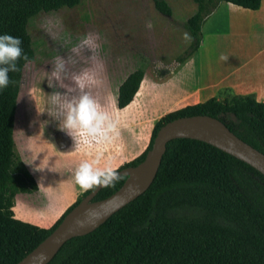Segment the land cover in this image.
Instances as JSON below:
<instances>
[{
  "label": "trees",
  "instance_id": "trees-1",
  "mask_svg": "<svg viewBox=\"0 0 264 264\" xmlns=\"http://www.w3.org/2000/svg\"><path fill=\"white\" fill-rule=\"evenodd\" d=\"M196 13L184 24L192 36L182 62L200 47L202 26L221 2L257 10L261 0H193ZM80 0H0V35L19 37L24 54L34 58L29 21L41 12L73 8ZM155 9L171 16L165 0ZM10 72L0 90V264H16L61 222L89 192L84 191L49 229L14 217V197L37 191V183L14 145L17 101L24 61ZM148 63L142 60L121 82L117 107L130 106L141 91ZM144 77V78H143ZM127 106V107H128ZM126 107V108H127ZM208 115L264 154V102L254 94L227 95L188 105L162 116L153 126L145 150L118 170L139 164L165 123L180 117ZM101 188L93 200L113 194ZM47 264H264V175L239 159L204 142L174 139L167 143L156 177L134 201L91 233L66 241Z\"/></svg>",
  "mask_w": 264,
  "mask_h": 264
},
{
  "label": "rangeland",
  "instance_id": "rangeland-1",
  "mask_svg": "<svg viewBox=\"0 0 264 264\" xmlns=\"http://www.w3.org/2000/svg\"><path fill=\"white\" fill-rule=\"evenodd\" d=\"M166 1L172 15L165 19L155 9L152 0H80L73 8L61 7L56 11L41 12L29 21L27 30L32 41L34 63L29 70L23 69L22 72L14 142L18 155L35 167L36 174L42 176L43 170H46L48 180L55 184L45 195L46 206L39 209L48 211L52 208L50 205L59 203L69 194L73 175L69 173L67 177L66 174L77 169L81 163L98 159L99 163L94 167L103 169L111 165L118 169L145 150L151 130L162 115L154 112L149 102L135 107L138 103L135 99L132 101L134 106L126 108L128 104L119 109L116 97L119 85L134 70L138 61L148 63L147 72L159 83V74L164 72L159 69L160 65L168 63L163 66L171 67L173 59L178 60L188 50L190 45L174 57L177 48L173 44L179 36V23L196 12V3L193 0ZM49 19L55 24L52 35L43 27V22ZM89 32L100 37L98 42L105 61V72L99 77L102 83L89 84L86 90L98 101L101 110L108 114L115 130L109 132L106 139L84 135L74 140L61 131L59 121L53 120L45 111L47 95L53 89L47 87L44 78L45 71L51 70L54 56L58 52L66 55L67 49ZM66 40L71 43L66 44ZM85 66L82 61L76 67L79 70ZM145 81L147 85L149 74H146ZM227 95L231 93L227 92ZM58 138L65 139L62 150L57 145ZM38 181L44 189L42 180L38 178ZM75 186L78 185L75 183ZM25 208L30 209V206L25 204Z\"/></svg>",
  "mask_w": 264,
  "mask_h": 264
},
{
  "label": "crops",
  "instance_id": "crops-1",
  "mask_svg": "<svg viewBox=\"0 0 264 264\" xmlns=\"http://www.w3.org/2000/svg\"><path fill=\"white\" fill-rule=\"evenodd\" d=\"M166 3L168 4L167 1ZM195 5L197 11V4ZM159 14L164 16V19L169 18ZM189 18L179 23L181 24L179 36L173 44L174 48H177L174 57L191 44V40L183 39L184 33L187 32L184 24ZM201 30L203 40L198 50L182 62L174 58L172 66L168 67L169 71L164 70L161 75L159 74V83L155 82L157 78L155 79L146 70L144 76L149 74V82L146 85L144 80L141 91L133 97L138 102L135 107L149 102V107H152L154 112L164 116L188 105L202 103L213 97L219 98V92L223 90L233 95L254 94L257 101L264 102V0H261L257 10L221 2L207 18ZM222 55L227 56L228 60H221ZM131 105L134 106V103L132 102ZM12 137L14 138L13 132ZM64 140L57 139L60 150ZM69 144L71 145L70 142ZM67 151L71 150L67 149ZM20 159L34 177L38 189L33 193L15 195L12 207L14 217L40 228L49 229L84 190L79 185L75 186L73 179L69 194L63 200L50 205L52 208L48 211L41 210L40 206H46V193L51 192L55 184L48 180L46 170H43L44 175L38 176L35 167L27 164L22 157ZM75 170H69L66 176L68 177L69 173L73 175ZM38 178L44 183V189H41ZM25 204H28L30 209L25 208ZM44 213L47 214L46 217L43 216Z\"/></svg>",
  "mask_w": 264,
  "mask_h": 264
},
{
  "label": "clouds",
  "instance_id": "clouds-1",
  "mask_svg": "<svg viewBox=\"0 0 264 264\" xmlns=\"http://www.w3.org/2000/svg\"><path fill=\"white\" fill-rule=\"evenodd\" d=\"M54 26L51 19L43 22V27L50 35L53 34ZM148 26L151 27L150 24ZM183 39L190 41L193 38L185 32ZM99 40V35L92 32L80 37L77 43L67 49L66 55L58 52L51 62V70L45 71L44 81H47L49 89H53L51 94L47 95L45 111L53 120L59 121L60 130L65 131L74 140L77 136L84 135L106 139L107 134L115 130V125L108 114L101 110V105L86 90L89 84L102 83L99 77L105 72V61L100 54ZM65 43L71 42L66 40ZM21 44L19 37L0 35V90L9 86L10 72L21 70L18 61L21 59L24 61L25 70H29L34 63L24 54ZM220 59L227 61L228 57L222 55ZM82 61L86 66L77 70L76 66ZM159 69L169 71L162 64ZM98 163V159L83 162L75 170L73 179L82 190L114 187L123 178V175L111 165L103 169L94 167Z\"/></svg>",
  "mask_w": 264,
  "mask_h": 264
},
{
  "label": "water",
  "instance_id": "water-1",
  "mask_svg": "<svg viewBox=\"0 0 264 264\" xmlns=\"http://www.w3.org/2000/svg\"><path fill=\"white\" fill-rule=\"evenodd\" d=\"M174 139L204 142L264 175V154L234 135L220 120L208 115L174 119L159 128L151 148L139 164L116 169L126 176L120 188L104 199L93 200L100 190L94 188L44 240L16 264L49 263L66 241L91 233L114 213L142 195L156 177L167 143Z\"/></svg>",
  "mask_w": 264,
  "mask_h": 264
}]
</instances>
